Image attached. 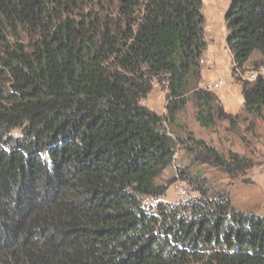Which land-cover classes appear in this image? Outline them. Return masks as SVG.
<instances>
[{"label": "trees", "instance_id": "16d2710c", "mask_svg": "<svg viewBox=\"0 0 264 264\" xmlns=\"http://www.w3.org/2000/svg\"><path fill=\"white\" fill-rule=\"evenodd\" d=\"M203 6L0 0V264H264V215L174 159L251 166L181 117L189 101L206 128L233 117L200 87ZM224 19L234 77L264 56V0H233ZM244 77V109L264 118V75ZM155 84L164 114L142 102ZM174 163L195 196L170 204Z\"/></svg>", "mask_w": 264, "mask_h": 264}, {"label": "rangeland", "instance_id": "374dc122", "mask_svg": "<svg viewBox=\"0 0 264 264\" xmlns=\"http://www.w3.org/2000/svg\"><path fill=\"white\" fill-rule=\"evenodd\" d=\"M100 1L108 6L112 0ZM232 1L204 0L205 38L208 44L213 43V49L214 47L215 50L218 49L217 45H219V56L215 57L216 66L208 69L205 67L208 58H205V54L203 55L201 60L205 62H201L203 75L201 81L222 79L226 82L227 85L215 92L221 98L225 109L232 113L233 117L231 120L219 122L213 128H206L195 117L196 109L193 101H189L181 117L187 123L188 130L192 131L196 138L216 146L226 157H229L231 152L245 155L249 158L251 166L231 175L226 170L211 164L193 161L183 149L174 155V159L180 161L184 156L182 166H188L193 172L203 173L213 189L226 190L231 196L233 206L237 209L264 215V118L255 116L244 109L242 91L243 75L255 66H264V56L255 53L246 65V70L238 73L237 77L232 76L233 55L227 47V27L224 19ZM166 93L167 91L159 85L155 87L152 95L142 102L157 113L164 114ZM180 180L184 181L180 177V169L176 163L165 168L160 182L168 183L170 186L160 199L170 204L178 203L181 200L177 193ZM186 184L189 196H195V192H191L189 184L187 182Z\"/></svg>", "mask_w": 264, "mask_h": 264}, {"label": "bare ground", "instance_id": "6f19581e", "mask_svg": "<svg viewBox=\"0 0 264 264\" xmlns=\"http://www.w3.org/2000/svg\"><path fill=\"white\" fill-rule=\"evenodd\" d=\"M206 63L207 64L205 65V67H207L208 69L214 68L216 66L215 62H212V60H207ZM260 75H264V66H259L258 68H254L252 70H249L246 73L245 77L244 76L243 77L250 82H254V81H256L254 79L258 78ZM207 82L208 83H215V82L216 83H223L224 81L222 79H218V80H209ZM156 85H158V84H155L154 88L157 87ZM183 194H188L187 186H183ZM145 202L146 203L155 202V199L150 200V197H146Z\"/></svg>", "mask_w": 264, "mask_h": 264}, {"label": "built area", "instance_id": "2783aa9c", "mask_svg": "<svg viewBox=\"0 0 264 264\" xmlns=\"http://www.w3.org/2000/svg\"><path fill=\"white\" fill-rule=\"evenodd\" d=\"M258 78L254 79V80H257ZM225 85H227L225 81L223 83H216V82L215 83H208L207 79L204 82L200 83L201 88L211 90V91H217L220 88L224 87ZM183 186H187L186 182L182 181V180L178 181L177 193H178V196L180 199H185L188 196V194H183ZM150 200H153V197H150Z\"/></svg>", "mask_w": 264, "mask_h": 264}, {"label": "crops", "instance_id": "0c3cea01", "mask_svg": "<svg viewBox=\"0 0 264 264\" xmlns=\"http://www.w3.org/2000/svg\"><path fill=\"white\" fill-rule=\"evenodd\" d=\"M212 45H213V43L208 44L207 51L204 53L205 54L204 56H205V58H208V60H212V62H215V65H216L215 57L219 56V53H218L219 52V45H217L218 49H216V50H215V47H214V49L212 48ZM204 62L205 61L202 60V63H204Z\"/></svg>", "mask_w": 264, "mask_h": 264}]
</instances>
